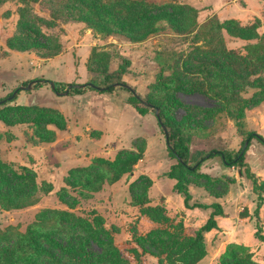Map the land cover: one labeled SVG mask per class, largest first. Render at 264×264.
Segmentation results:
<instances>
[{
  "label": "rangeland",
  "instance_id": "rangeland-1",
  "mask_svg": "<svg viewBox=\"0 0 264 264\" xmlns=\"http://www.w3.org/2000/svg\"><path fill=\"white\" fill-rule=\"evenodd\" d=\"M115 72L184 125L194 156L245 150L243 166L178 171L191 203L222 209L202 239L213 209L184 207L155 110L138 114L126 87L102 91ZM251 133L264 139V0H0V192L14 204L0 205L3 262L22 264L20 235L56 211L91 222L82 242L111 264H264V146ZM57 218L56 242H78L81 226Z\"/></svg>",
  "mask_w": 264,
  "mask_h": 264
},
{
  "label": "trees",
  "instance_id": "trees-1",
  "mask_svg": "<svg viewBox=\"0 0 264 264\" xmlns=\"http://www.w3.org/2000/svg\"><path fill=\"white\" fill-rule=\"evenodd\" d=\"M9 47L16 49L18 51H24L21 47H17L14 44H9ZM121 74L118 72L104 76V84L102 86V91L106 93L113 92L117 89L128 90L131 94L128 98V104L132 106L136 112L140 115H145L148 110L154 109L159 111V117L161 123L165 126L167 130V152L172 160L175 161L169 171L166 173V176L175 181L173 190L176 191L183 199V205L186 209H195V208H212L208 219L204 225L198 231L196 240L202 239L204 233L210 232L216 228V217L223 216L222 209L219 205L205 206L203 204L191 203V195L188 191V182L184 177L178 174L179 170H186L191 173H195L199 170L202 163L206 160L219 158V160L226 167L230 166H243L244 165V152L242 148L234 156L227 151L222 150H212L207 153L200 154V156H194L190 153L187 146L186 131L184 125L181 122H178L171 117L164 114L161 106L150 100H142L137 94L132 92L130 88L124 86L123 82L120 80ZM39 85L40 80L37 82ZM27 85V84H26ZM25 85V86H26ZM88 87V85L86 86ZM90 87V86H89ZM123 87V88H122ZM72 92L81 93L86 89L76 88L73 85L70 87ZM95 87H92V89ZM98 89V88H96ZM160 126V125H159ZM161 128V127H160ZM249 139H256L264 146V139L255 134H249ZM0 205L4 208L14 207V204L0 192ZM64 216L72 224H77L81 226V233L79 234L78 242H72L71 246L62 245L61 243L56 242L54 235L46 229L47 224L57 217ZM43 228L45 231H43ZM93 224L84 222L82 220L76 219L73 215L67 213H58L54 212H44L38 215L35 221L26 228V231L20 235L19 243L20 245L29 251L31 254L29 257H26L22 260V264H111L113 261L106 259V256L101 254L92 253L90 246L87 248V244H83V239L85 237L93 238L95 234ZM264 241V238H260ZM50 246V247H49ZM53 247V249H51ZM57 251H60V254L57 255ZM49 259V262L45 260ZM0 264H11L5 263L0 259Z\"/></svg>",
  "mask_w": 264,
  "mask_h": 264
},
{
  "label": "water",
  "instance_id": "water-1",
  "mask_svg": "<svg viewBox=\"0 0 264 264\" xmlns=\"http://www.w3.org/2000/svg\"><path fill=\"white\" fill-rule=\"evenodd\" d=\"M34 84H35V82H34V81H31L30 83H28V84L26 85V87L23 86L21 89H22V90H30ZM51 87H52V88H55L54 85H53L52 83H51ZM84 87H86V86H76V88H82V89H83ZM90 87H95V86H94V85H90ZM69 88H70V87H68V89H69ZM17 92H18V90H15L12 96H14ZM67 93H68V90H66V91L63 93V95H66ZM155 116H156L157 121H158V123H159V125H160V127H161V130H162V132H163V134H164L165 141L167 142V138H168V136H167V130H166L165 126L161 123V120H160V117H159V111H158V110H155Z\"/></svg>",
  "mask_w": 264,
  "mask_h": 264
}]
</instances>
